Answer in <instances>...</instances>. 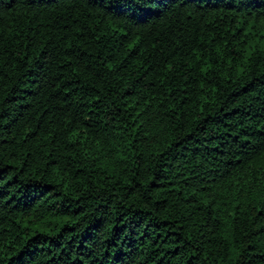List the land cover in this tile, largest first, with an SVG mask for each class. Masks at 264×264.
Instances as JSON below:
<instances>
[{
    "label": "trees",
    "instance_id": "1",
    "mask_svg": "<svg viewBox=\"0 0 264 264\" xmlns=\"http://www.w3.org/2000/svg\"><path fill=\"white\" fill-rule=\"evenodd\" d=\"M0 264H264V0H0Z\"/></svg>",
    "mask_w": 264,
    "mask_h": 264
}]
</instances>
